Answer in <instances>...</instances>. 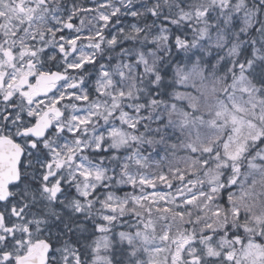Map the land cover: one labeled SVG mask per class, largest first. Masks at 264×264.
Wrapping results in <instances>:
<instances>
[{
  "label": "snow or ice",
  "instance_id": "6c2138e0",
  "mask_svg": "<svg viewBox=\"0 0 264 264\" xmlns=\"http://www.w3.org/2000/svg\"><path fill=\"white\" fill-rule=\"evenodd\" d=\"M0 264H264V0H0Z\"/></svg>",
  "mask_w": 264,
  "mask_h": 264
}]
</instances>
